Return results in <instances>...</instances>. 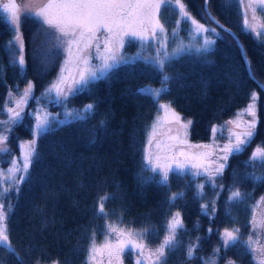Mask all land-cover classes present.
Here are the masks:
<instances>
[{
	"label": "trees",
	"instance_id": "obj_1",
	"mask_svg": "<svg viewBox=\"0 0 264 264\" xmlns=\"http://www.w3.org/2000/svg\"><path fill=\"white\" fill-rule=\"evenodd\" d=\"M193 17L217 28L215 44L206 56L183 55L164 71L172 77L169 92L160 99L168 101L182 117L191 121L188 137L207 141L212 127L231 118L248 104L250 94L258 93L255 135L247 149L230 155L223 175L218 182L225 185L219 198L206 183V177L195 176L190 171L184 175L170 173L169 187L155 183L141 184L143 156L149 129L158 110V104L142 95L146 84L160 87V73L144 61L122 64L106 77L96 80L68 98V104L81 105L91 101L94 110L83 121L65 122L41 136L37 141L38 157L32 160L25 180L3 196L10 204L7 228L10 240L19 254L0 248L2 264H39L58 261L59 264H85L87 249L95 233V244L112 239L107 224L122 229L139 230L144 226L154 228L144 243L155 248L164 237L163 222L172 212L180 211L186 234L179 237L187 245L200 237L194 258L187 259L185 249L167 254V264H204L213 249L221 244L219 232L224 228H238L240 239L236 247L222 249L217 264H225L226 257L239 264H259L253 251L248 250V237L255 233L252 219L264 192V180L246 177L254 172L264 176V167H245L257 146H264V90L249 78L248 66L240 48L226 28L208 20L204 13V0H182ZM209 10L226 26L236 32L245 49L256 80L264 84V39L245 26L240 0H209ZM260 22L264 11L258 7ZM203 14V18H202ZM160 16L170 28L179 19L173 6H162ZM40 21L31 16H21L20 30L24 42L26 71L10 63L8 41L14 35L6 16L0 11V109L8 90L31 78L34 92L40 91L58 69L61 49H52L51 61L46 67L41 63L36 49L43 39ZM188 25H179L187 37ZM40 33L37 36V33ZM35 36V41H34ZM135 40L124 43V49L135 45ZM157 87V88H158ZM32 118L27 111L9 134L2 162H8L18 151L19 138L31 135ZM238 178L236 187L247 193L244 203L226 207L227 189ZM203 183L205 199L196 198V185ZM172 192H183V198L166 203ZM115 196L105 202L107 218H97L98 194ZM215 200L214 216L206 215L201 204ZM212 228L209 233L207 230ZM127 264H133L130 248L124 252Z\"/></svg>",
	"mask_w": 264,
	"mask_h": 264
},
{
	"label": "snow or ice",
	"instance_id": "obj_2",
	"mask_svg": "<svg viewBox=\"0 0 264 264\" xmlns=\"http://www.w3.org/2000/svg\"><path fill=\"white\" fill-rule=\"evenodd\" d=\"M173 5L178 12L179 19L176 21L177 27L171 30L174 46L169 48L168 30L161 23L159 13L162 6ZM204 5V13H207L208 20L223 28V25H219V21L212 16L209 10V0H204ZM258 7L264 11V0H250L248 8L252 12L253 21L256 20ZM0 11L8 14L6 19L15 31L13 39L8 41L10 63L18 68L23 75L26 71V59L24 42L19 32L21 5L17 3V0H7L0 4ZM24 11L26 15L37 18L42 26L43 39L36 49L40 55L41 63L46 67L52 58L51 50L63 49L67 54L65 64L71 62L76 71L73 73L62 66L56 80L42 94L65 105L64 116L66 119L59 120V114L52 116L46 112L35 116L32 139L20 145L22 161L13 159L10 162L12 167L8 169V176H5L4 172H0V176L5 177L3 182L9 185L7 188L0 189V193L7 194L13 188L18 190V185L26 178L32 160L39 155L37 141L41 136L49 133L54 126L65 122L83 121L93 112V104H86L80 109L67 108L69 96L87 89L89 84L106 77L122 64H134L137 60H141L159 72L161 76L159 88L147 85L140 89V93L159 104V109L164 113L163 119L159 115L157 116V120L153 124V134L162 123L176 125V134L168 137L169 142L164 144L163 148L161 147L162 142H157L156 152H145L141 173L148 172L151 175L138 174L137 178L141 184L155 183L160 187H169L170 173L184 175L190 171L195 176L206 177V183L213 189V195L219 198L220 194L225 191V185L218 182V178L223 175L229 156L244 152L255 135L258 93L253 91L250 94V102L242 112L237 113L236 119L225 122V126H232L227 128L229 135L225 137L226 143L223 145H198L196 147L213 149V151L199 153L185 151V146L193 147L188 145L186 139V130L191 121L184 122L170 103H159L161 96L169 92V82L172 80V77L164 71L165 67L183 55L206 56L210 53L215 44L213 36L219 35L215 28L207 27V21L200 23L191 15L182 0H46L38 7L25 8ZM181 24L188 25L186 31L189 39L187 42L178 35V27ZM244 24L248 30L256 34L257 38L264 39V22H261L257 27L249 22L248 16L245 14ZM225 31L228 30L225 29ZM36 35L39 36L40 33L38 32ZM126 37H132L141 42V51L134 57H128L121 51ZM93 59L99 63L94 64ZM245 63L248 65L249 78L255 81L261 90H264V84L257 81L253 74L250 62L246 60ZM66 72L67 74H65ZM34 87V83L28 81L23 92L14 98V106L7 107L8 119L0 121V153L8 151L6 145L12 126L21 120L23 107L31 97ZM17 91H19L18 88ZM244 114L251 119H242ZM211 130L215 135L216 126H213ZM149 143H151V138ZM214 155L215 159L212 158ZM257 163L264 167V146H257L254 149L248 161L245 162V167L254 168ZM13 172L18 174L15 178L11 175ZM246 177L264 180V176L257 177L254 172L246 173ZM237 183L238 178L234 176L233 185L227 189L225 205L228 208L242 204L247 199V193L241 192L236 187ZM204 186L203 183L196 185V198H206L203 191ZM183 195V192H172L166 198V203L174 206V202L183 198ZM109 199H115V196L107 193L98 194L97 218H107L105 202ZM261 201L264 202V197H261ZM200 207L204 214L215 215V200L201 204ZM10 208L11 205L6 204L3 198H0V248L11 252L19 259V254L15 253L10 240L6 224ZM251 223L254 231L257 227L264 229V218L257 220L254 216ZM105 227L109 234H115L116 242L114 244L106 243L104 248L108 251L110 259L115 255L117 260H119L120 253L129 245L139 249L141 256H144L146 252L149 264H167V254L180 248L185 249L186 258L190 260L194 258L201 239L196 237L195 242L189 241L187 245H184L183 241L179 239L180 236L186 234L180 211L172 212L166 217L163 222L164 237L155 248H148L144 243V238L153 234L154 228L144 226L139 230L122 229L115 224H107ZM207 231L211 233L213 229L209 228ZM94 236L95 233H93V238L87 249L86 264H91L100 251L95 244ZM219 237L221 244L213 249V256L209 257L204 264H217V258L222 249L226 253L228 249L236 247L238 243H244L240 239L238 228L226 227L219 232ZM246 243L249 246V251L258 252L259 264H264V246L258 249L252 248L251 245L254 243L252 235L248 237ZM53 264H59V262L53 261ZM137 264H143V261L138 260ZM228 264H235V261L229 260Z\"/></svg>",
	"mask_w": 264,
	"mask_h": 264
},
{
	"label": "rangeland",
	"instance_id": "obj_3",
	"mask_svg": "<svg viewBox=\"0 0 264 264\" xmlns=\"http://www.w3.org/2000/svg\"><path fill=\"white\" fill-rule=\"evenodd\" d=\"M4 2H7V0H0V4H2ZM45 2H46V0H17V3L21 5L20 15L22 16L23 14H25V11H24L25 8H36ZM240 3H241L242 13H243V21L245 19V14H247L249 22L253 23L255 26L258 27L261 22H260L258 13H256V20L255 21L252 20V12L248 8L250 0H240ZM257 11H258V8H257ZM3 14L6 17L8 16L7 13H3ZM159 17H160L161 23L168 30V43H169V48H171L174 46L172 43L171 30L174 27H177V25H176V23H174L172 25V27L168 28V27H166L164 20L161 18L160 13H159ZM206 26L211 27V28H215L217 31V28L214 26H210V25H206ZM19 32L21 34L20 27H19ZM14 35H15V31H14ZM14 35H13V37H14ZM178 35H179V37L183 38L185 40V42H187L189 39L188 36L184 37L181 34L179 27H178ZM126 40L128 42H130L131 40H135L136 42H135V45H132V47L129 49H124V47H123V49L121 50L122 53L128 57L136 56L137 53L141 51V42L135 38H132V37H126L125 41ZM145 47H147V46H145ZM61 50H62V57H61L58 69L56 70L55 74L52 76V78L48 81V83L40 91H38V92H34V90L32 91L31 97H29L27 104L24 105V107H23L22 115L24 114L25 111H27L28 114L32 118L31 135L27 136V137L19 138L18 151L10 158V160L8 162H2L0 159V172H4L5 176L9 175L8 169L12 167V164L10 162L13 159L22 161V149H21L20 145H21V143L29 141L32 139V128L34 126L35 116L37 114H41L44 112L50 113L52 116H56L57 114H59V120H65L66 119L64 116V112L66 110L65 105L58 103L53 98L42 95L43 93H45V91L49 87V85L53 81L56 80L58 73H60V71H61L62 66L67 68L68 70H70L73 73H75V71H76L74 65L71 62L68 64H65V60L67 59V54L65 51H63V49H61ZM93 51H94V49H93ZM149 51H150V49H149ZM92 62L94 64L99 63V61H97L95 59H93ZM65 74H67V72ZM28 81H32V79L29 78V79L23 81L21 84H16L14 87H12L8 90L6 97H5V100L3 102V105L0 109V121H4V120L8 119V113L6 111L7 107L14 106V98L23 92V89L25 88ZM147 85H151V84H146L145 86H147ZM151 86L153 88L158 87L156 85H151ZM17 88L19 91H17ZM10 93H11V96H10ZM249 102H250V99H249ZM159 103H169V102L160 99ZM86 104H92V102L88 101V102L83 103L81 105H70L67 103V108H69V109H80ZM171 107L174 108L172 105H171ZM245 107H246V105L243 107H240L231 118H226L223 120L222 123L217 124L216 125L217 131H216L215 135H213V132H212L213 136L207 141L192 140L190 137H188V133H189V127H188V129L186 130V139H187L188 145H191L193 147L189 148V147L185 146V151H187L189 153L213 151V149H210V148L206 149V148H201V147H196V146H198V145H214V144L223 145L224 143H226L225 137H227L229 135L227 128H230L232 126H225V122L230 120V119H236L237 113L242 112V110L245 109ZM174 109L176 112H178L180 114V112L176 108H174ZM158 115L161 117V119H163L164 113L162 110L159 109V104H158V110L155 114V117H154L153 122L151 124V127L149 129L147 143H146V147H145V152L146 151L156 152L157 151V148H156L157 142H162L161 147L163 148V145L169 142L168 137L174 136L176 134V132H175L176 125L168 124V123H162L159 127L156 128L155 134H153V124L156 122ZM180 116H181V114H180ZM256 117H257V115H256ZM181 118L184 122L190 121L188 118H184L182 116H181ZM241 118L244 120L251 119V117L247 116L246 114L242 115ZM222 126H224V127H222ZM169 129H172V131H169ZM182 135H184L183 132H182ZM150 138H151V143H149ZM6 147H7V145H6ZM1 154L5 155V152L1 153ZM212 158L215 159V155ZM11 175L13 178H15V176L18 174L13 172ZM4 179H5V177L0 176V189L9 187L8 184H5L3 182ZM4 195L5 194L0 193V198H3ZM261 197H264V192H263ZM259 201L260 202L258 204V207L254 213V216L257 220L264 218V202L261 201V198ZM252 236H253V241H254V243L251 245L252 248L258 249V248L264 246V229H260L257 227L255 229V233H253ZM115 242H116V237H114L112 239L102 240L99 243H97L96 246L98 249H100V251H98V253L96 255V259L94 261H92L91 264H127L125 259H124V256H125L124 252L126 251L127 248H130L132 251L133 264H137L138 260L143 261V264H149V261L147 260V253L145 252L144 256H141L140 250L133 248L130 245L128 247H126L122 253H120L119 260L116 259L115 255H113L110 259L109 255H108V251L104 248V245L106 243L114 244ZM148 248H150V247L148 246ZM253 253H254L255 260L259 263L260 257H259L258 252H253ZM212 256H213V252L206 258V260ZM87 259H88V257L86 256V261H87ZM229 260H231V259L229 257H226L225 264H228ZM53 261L54 260L50 261L49 263H44V264H53ZM231 261H233V260H231ZM0 264H2V263H0ZM85 264H86V262H85ZM235 264H239V263L235 261Z\"/></svg>",
	"mask_w": 264,
	"mask_h": 264
},
{
	"label": "water",
	"instance_id": "obj_4",
	"mask_svg": "<svg viewBox=\"0 0 264 264\" xmlns=\"http://www.w3.org/2000/svg\"><path fill=\"white\" fill-rule=\"evenodd\" d=\"M211 12V11H210ZM212 16L215 17L216 20L219 21V25H223V28H226L227 30H229V32L232 34V36L235 38L239 48H240V51L245 59V61L247 60L248 61V58H247V55H246V52H245V49L243 47V44L242 42L240 41L238 35L236 34L235 31H233L231 28H229L228 26H226L224 23H222L212 12H211ZM248 66V65H247ZM259 81V80H258ZM261 84H263L261 81H259Z\"/></svg>",
	"mask_w": 264,
	"mask_h": 264
}]
</instances>
